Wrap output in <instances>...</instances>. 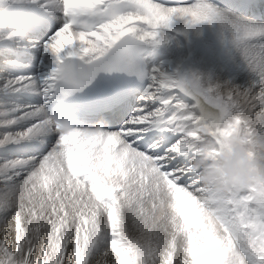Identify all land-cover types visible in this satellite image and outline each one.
Instances as JSON below:
<instances>
[{
  "label": "snow or ice",
  "instance_id": "snow-or-ice-1",
  "mask_svg": "<svg viewBox=\"0 0 264 264\" xmlns=\"http://www.w3.org/2000/svg\"><path fill=\"white\" fill-rule=\"evenodd\" d=\"M56 2L66 22L44 46L56 58L42 81L44 103L24 114V131L0 136V147L49 133L57 142L40 159L0 165V264H264V183L218 193L192 170L209 145L223 147L235 136L264 139V25L211 0ZM174 18L188 26L220 22L254 79L241 89L142 69L141 46L160 47V30ZM68 53L82 66L66 62ZM112 70L150 82L145 107L118 131L78 130L48 115L60 85L81 91L98 72ZM36 84L18 77L3 88ZM150 131L167 135L141 150V134Z\"/></svg>",
  "mask_w": 264,
  "mask_h": 264
},
{
  "label": "bare ground",
  "instance_id": "bare-ground-1",
  "mask_svg": "<svg viewBox=\"0 0 264 264\" xmlns=\"http://www.w3.org/2000/svg\"><path fill=\"white\" fill-rule=\"evenodd\" d=\"M195 2L196 0H193L192 3L185 5ZM211 3L225 13L235 14L228 9L225 0H211ZM10 9L38 10L53 16L57 21V25L50 32V36L53 32L59 31V26L61 25V12H59L56 0H0V69H2L0 70V122L2 124L9 120H17V123L11 127H0V129L5 131L4 134L9 132L16 134L20 132V130L17 132L18 129H21L20 127L25 130L30 126V121L22 117L31 109L44 103V97L40 90L42 81L56 63L55 56L47 52L44 47L50 39L48 40V37L43 34L42 42L36 43L27 34L21 32L9 14ZM235 16L242 18L244 21L252 22L249 18H244L240 14H235ZM254 23L264 25V22ZM9 35L12 36V39H7ZM159 39L162 41L160 47L153 48L149 45H143L144 51L141 59L145 63L147 70L162 68L168 74L178 73L182 76L184 66L191 64L193 72L205 84L212 82L213 85H222L230 81L233 86L241 89L249 85L246 81L250 80V76H253V73L244 62L243 57H241L242 52L240 53V50L237 51L238 49L231 42V34L220 22H203L188 26L186 19L174 18L168 28L160 30ZM260 43L264 44V40H261ZM67 55L69 58L79 61L71 53ZM240 70L241 73H239ZM234 74H236L237 80L242 83L239 84L235 80ZM18 77H30L38 85L36 84L35 87L20 91H15L14 89L5 90L3 88L6 82L15 80ZM145 83L142 95L146 92L150 82L146 79ZM30 98L34 103L28 101ZM180 99L189 104L192 103L185 97ZM25 103L28 105H25ZM134 111L135 109H133ZM85 129L88 128L83 130ZM104 130L110 132L106 129ZM112 132H116V130ZM141 135L143 139L139 143L150 139L156 142L160 140L161 133L150 131ZM39 137L54 139L55 134L49 133ZM20 145H22V142L10 143L5 147H0V154L8 148H10L11 153L22 152L18 148ZM25 151H29L28 146ZM29 153L30 156H27V159L22 158L21 160L37 159L38 156H41V154L34 155L31 152ZM23 175L24 173H21L20 176L22 177ZM17 177H14L13 180L17 179ZM3 187L4 185L0 183V188Z\"/></svg>",
  "mask_w": 264,
  "mask_h": 264
},
{
  "label": "clouds",
  "instance_id": "clouds-1",
  "mask_svg": "<svg viewBox=\"0 0 264 264\" xmlns=\"http://www.w3.org/2000/svg\"><path fill=\"white\" fill-rule=\"evenodd\" d=\"M223 147L209 145L192 161L200 184L208 190L229 193L264 183V139L235 136ZM215 149V154L209 155Z\"/></svg>",
  "mask_w": 264,
  "mask_h": 264
},
{
  "label": "rangeland",
  "instance_id": "rangeland-1",
  "mask_svg": "<svg viewBox=\"0 0 264 264\" xmlns=\"http://www.w3.org/2000/svg\"><path fill=\"white\" fill-rule=\"evenodd\" d=\"M60 12V11H59ZM57 31L53 32L51 34L50 37H48V40L56 33ZM231 45V44H230ZM229 45V47H230ZM232 49H234L233 47H231ZM237 48V47H236ZM238 49V48H237ZM240 49H238L237 51H239ZM240 53H241V50H240ZM241 57H243V55H241ZM11 60V59H10ZM9 60V61H10ZM240 69V68H239ZM2 70V69H0ZM241 73V70L240 72ZM182 76H185V77H192V76H196L198 77V75H196L194 72H193V66L191 64H186L183 68V74ZM235 76V80L237 82L242 83L241 81H238L237 78H236V74H234ZM254 76V75H253ZM252 75L250 76V80L249 81H246V83L249 84V82H251L254 77ZM200 79V77H198ZM200 82L204 85H208V84H205L201 79H200ZM212 84V82H211ZM38 85V84H37ZM247 85V84H246ZM146 93V92H145ZM145 93L143 95H141V99H140V102L138 103L137 107L135 108V111L138 109V108H143L145 107V102L144 100L142 99L144 96H145ZM183 97V96H181ZM180 97V98H181ZM186 98V97H185ZM187 99V98H186ZM189 100V99H187ZM28 101H30L31 103H34V101L30 98ZM191 101V100H190ZM192 102V101H191ZM27 103H25L26 105ZM28 105V104H27ZM134 111V112H135ZM1 124V122H0ZM21 129H18L17 132H22L24 129H22L23 127H20ZM4 130L0 129V136H3L4 135ZM11 133V132H9ZM167 134H164V133H161L159 139H161L162 137H166ZM57 142V137L55 136L54 139H46V137H39V138H35V139H31V140H28V141H22V145H20L18 148L22 151V152H12L11 153V150L10 148L6 149L5 152L1 153L0 154V165H3L7 162H13V161H17V160H21L22 158H25L27 159L26 157L30 156L29 152L33 153L34 155H39L41 154V156H38L37 159H40L42 157H44L49 151L50 149H52L55 144ZM141 142H145V141H141ZM141 150H144V147L146 146L144 143H141ZM149 143H155V140H152L150 139L148 141ZM27 146L29 147V151H25ZM24 149V150H22ZM49 149V151H48ZM21 156V157H20ZM24 179V175L21 177V176H18L17 179L13 180L14 183H19L21 180ZM174 260H175V257H174Z\"/></svg>",
  "mask_w": 264,
  "mask_h": 264
}]
</instances>
